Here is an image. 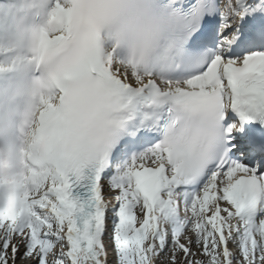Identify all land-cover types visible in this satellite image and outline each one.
<instances>
[{
	"label": "snow or ice",
	"instance_id": "1",
	"mask_svg": "<svg viewBox=\"0 0 264 264\" xmlns=\"http://www.w3.org/2000/svg\"><path fill=\"white\" fill-rule=\"evenodd\" d=\"M0 182V264H264V0H54Z\"/></svg>",
	"mask_w": 264,
	"mask_h": 264
},
{
	"label": "clouds",
	"instance_id": "2",
	"mask_svg": "<svg viewBox=\"0 0 264 264\" xmlns=\"http://www.w3.org/2000/svg\"><path fill=\"white\" fill-rule=\"evenodd\" d=\"M53 7H54V0H34V12H35V14L40 16V17L46 16L47 21H48L49 14H50ZM44 26H42V27H44ZM42 27H40L36 33L37 44H38L39 32H40ZM38 68L42 72L43 77H44V79L37 81V93L40 94V93H44V91H43L44 89H46V88L48 89L51 86L52 81H53L54 76H55V73L53 72L51 65H50L47 58H45L44 60L38 61Z\"/></svg>",
	"mask_w": 264,
	"mask_h": 264
},
{
	"label": "bare ground",
	"instance_id": "3",
	"mask_svg": "<svg viewBox=\"0 0 264 264\" xmlns=\"http://www.w3.org/2000/svg\"><path fill=\"white\" fill-rule=\"evenodd\" d=\"M5 165H6V163H5ZM11 175H12V173L4 174V172L0 171V182L7 180L8 178H10Z\"/></svg>",
	"mask_w": 264,
	"mask_h": 264
}]
</instances>
